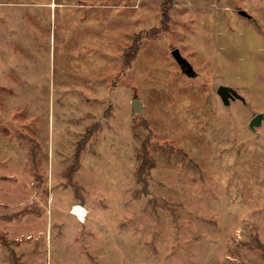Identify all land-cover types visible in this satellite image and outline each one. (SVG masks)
<instances>
[{
	"label": "rangeland",
	"instance_id": "rangeland-1",
	"mask_svg": "<svg viewBox=\"0 0 264 264\" xmlns=\"http://www.w3.org/2000/svg\"><path fill=\"white\" fill-rule=\"evenodd\" d=\"M259 112L264 0H0V264H264Z\"/></svg>",
	"mask_w": 264,
	"mask_h": 264
},
{
	"label": "water",
	"instance_id": "water-1",
	"mask_svg": "<svg viewBox=\"0 0 264 264\" xmlns=\"http://www.w3.org/2000/svg\"><path fill=\"white\" fill-rule=\"evenodd\" d=\"M240 13L244 16H247L248 18H253V16L245 9H241ZM172 54L176 58L178 63L181 65L183 71H186L188 74H191L195 71L191 62L182 55L179 48H175L172 51ZM217 91L226 105H230L231 101L237 98L242 99L243 101L246 102L245 96L241 94L237 88L231 85L220 84ZM133 106H134V114H137L141 111L143 102L139 98H136L133 100ZM263 122H264V112H259L251 119L250 126L252 127V129L257 130V128L260 127L263 124ZM84 209H85L84 206L76 205L73 210L82 218Z\"/></svg>",
	"mask_w": 264,
	"mask_h": 264
},
{
	"label": "trees",
	"instance_id": "trees-1",
	"mask_svg": "<svg viewBox=\"0 0 264 264\" xmlns=\"http://www.w3.org/2000/svg\"><path fill=\"white\" fill-rule=\"evenodd\" d=\"M140 38L138 36V38L134 41L133 45L128 49L126 55H125V59H124V62H125V66L128 67V65L132 62V60L134 59V57L137 55V53L139 52L140 50V42H139ZM94 131L93 130H89L88 131V134H87V137H89V135H91ZM85 143H86V139L84 138L83 141L79 142L78 144V147H77V150H76V154H75V162H73V166L71 168V173L73 172L76 164H78V162L80 161V157H81V152L82 150L84 149V146H85ZM144 160L140 166V170H139V177H140V181L142 182V178L145 174H146V171L148 170V166H149V162L150 160L148 159L147 155L145 154L144 155ZM146 177V175H145ZM253 244L257 247H259L260 249H262L264 251V243L259 240L258 242H253ZM12 252V256L15 257V252L13 249H11ZM17 263V262H16Z\"/></svg>",
	"mask_w": 264,
	"mask_h": 264
},
{
	"label": "crops",
	"instance_id": "crops-1",
	"mask_svg": "<svg viewBox=\"0 0 264 264\" xmlns=\"http://www.w3.org/2000/svg\"><path fill=\"white\" fill-rule=\"evenodd\" d=\"M45 4H46V5H51V2H46Z\"/></svg>",
	"mask_w": 264,
	"mask_h": 264
},
{
	"label": "bare ground",
	"instance_id": "bare-ground-1",
	"mask_svg": "<svg viewBox=\"0 0 264 264\" xmlns=\"http://www.w3.org/2000/svg\"><path fill=\"white\" fill-rule=\"evenodd\" d=\"M85 214H86V211H85V209H84L83 217L85 216Z\"/></svg>",
	"mask_w": 264,
	"mask_h": 264
},
{
	"label": "flooded vegetation",
	"instance_id": "flooded-vegetation-1",
	"mask_svg": "<svg viewBox=\"0 0 264 264\" xmlns=\"http://www.w3.org/2000/svg\"><path fill=\"white\" fill-rule=\"evenodd\" d=\"M186 72V71H185ZM194 74H195V72H194Z\"/></svg>",
	"mask_w": 264,
	"mask_h": 264
}]
</instances>
